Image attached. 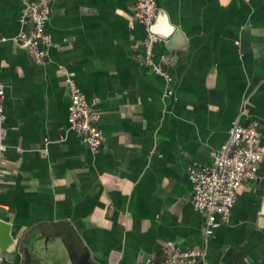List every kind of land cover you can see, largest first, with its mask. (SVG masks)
Instances as JSON below:
<instances>
[{
    "label": "crops",
    "instance_id": "obj_1",
    "mask_svg": "<svg viewBox=\"0 0 264 264\" xmlns=\"http://www.w3.org/2000/svg\"><path fill=\"white\" fill-rule=\"evenodd\" d=\"M134 2L51 0L53 46L44 64L0 44L7 114L0 220L14 238L68 221L96 264L160 262L167 241L206 245L208 264H264V162L208 240L187 174L190 163H212L235 119H257L264 148V0H157L181 31L155 47L156 61L173 57L171 97L139 58L146 32ZM20 11L19 0H0L1 36L19 31ZM68 76L100 115L106 141L97 153L68 131ZM35 250L30 264L61 262V247L44 238ZM0 264L24 257L6 254Z\"/></svg>",
    "mask_w": 264,
    "mask_h": 264
},
{
    "label": "built area",
    "instance_id": "obj_2",
    "mask_svg": "<svg viewBox=\"0 0 264 264\" xmlns=\"http://www.w3.org/2000/svg\"><path fill=\"white\" fill-rule=\"evenodd\" d=\"M21 3L20 29L12 36H1L0 44L11 43L26 49L38 64L48 59L53 38L47 28L51 12V0H19ZM159 6L157 0H135V20L143 26L141 63L162 76L167 84L165 96L174 94V77L168 70L172 56L162 54L155 60V47L163 39L152 31ZM70 91L68 106V131L76 134L89 149L97 153L103 147L106 137L99 125L100 115L88 101L72 76L66 78ZM5 85L0 81V183L2 163L7 150L5 110ZM212 163L202 165L190 163L187 174L192 186V204L204 218V235L208 240L221 225L228 222L235 207L238 192L247 180L258 179V169L264 162L262 133L257 119L242 123L232 121L226 143L211 153ZM3 205L0 203V211ZM164 258L157 262L152 258L145 264H208L209 252L206 245L184 249L174 241H167L163 247ZM1 259V257H0Z\"/></svg>",
    "mask_w": 264,
    "mask_h": 264
},
{
    "label": "water",
    "instance_id": "obj_3",
    "mask_svg": "<svg viewBox=\"0 0 264 264\" xmlns=\"http://www.w3.org/2000/svg\"><path fill=\"white\" fill-rule=\"evenodd\" d=\"M151 29L162 39L169 40L171 44L181 35V31L170 23L166 13L162 10H159ZM40 238H44L46 246L59 245L63 250V256H60L61 262H56V264H67L64 258L67 255L71 257V264H96L86 245L78 237L75 228L68 221L42 223L32 227L23 238H14L11 234V226L0 220V257L20 252L24 257V264H30L31 256L36 252ZM57 238L61 241H56Z\"/></svg>",
    "mask_w": 264,
    "mask_h": 264
}]
</instances>
